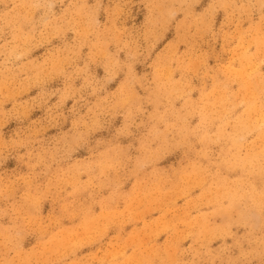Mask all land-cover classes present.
Here are the masks:
<instances>
[{"label": "clouds", "instance_id": "9594fccd", "mask_svg": "<svg viewBox=\"0 0 264 264\" xmlns=\"http://www.w3.org/2000/svg\"><path fill=\"white\" fill-rule=\"evenodd\" d=\"M0 264H264V0H0Z\"/></svg>", "mask_w": 264, "mask_h": 264}]
</instances>
